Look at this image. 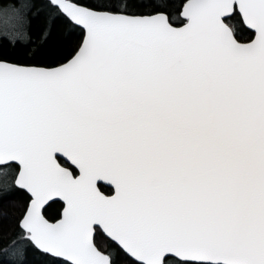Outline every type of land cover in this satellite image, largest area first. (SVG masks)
<instances>
[{
  "label": "snow or ice",
  "instance_id": "1",
  "mask_svg": "<svg viewBox=\"0 0 264 264\" xmlns=\"http://www.w3.org/2000/svg\"><path fill=\"white\" fill-rule=\"evenodd\" d=\"M0 38L9 264H264V0H5Z\"/></svg>",
  "mask_w": 264,
  "mask_h": 264
},
{
  "label": "trees",
  "instance_id": "2",
  "mask_svg": "<svg viewBox=\"0 0 264 264\" xmlns=\"http://www.w3.org/2000/svg\"><path fill=\"white\" fill-rule=\"evenodd\" d=\"M121 2H127V0H121ZM161 2L168 3V4H178L180 3V0H161ZM5 3V0H0V4ZM230 25L237 26L239 28V21L238 19H233L231 21H228ZM34 33L36 29H33ZM247 35V33H245ZM25 49L22 47V45L17 43V46L15 49H13L7 42V40H3V38H0V56H2L5 59L8 60H24L23 52ZM39 59V57H38ZM28 62V61H24ZM5 169L13 170V172H18V166L15 164H9L6 166H0V171H3ZM14 179V175H13ZM10 181L7 182L5 180L0 181V196H3V199L0 200V207H2L6 211H11L13 208V205L17 202H23L27 197L26 194L23 192H15L11 188ZM5 186L9 189V194H4V188ZM105 190L106 193L110 191V189H102ZM61 209V203H56L52 206V208L49 209V215L50 216H56L57 211ZM18 231L16 224L14 221L10 222L6 219H4L2 216H0V264H9L10 260L12 259L10 252H5V248L8 245V242L16 235V232ZM95 243L97 247L102 251H107L110 249H114L115 245L114 242L109 240L101 231L97 232L95 235ZM32 264H42V261L37 258L32 261ZM122 264H127V261H122Z\"/></svg>",
  "mask_w": 264,
  "mask_h": 264
},
{
  "label": "rangeland",
  "instance_id": "3",
  "mask_svg": "<svg viewBox=\"0 0 264 264\" xmlns=\"http://www.w3.org/2000/svg\"><path fill=\"white\" fill-rule=\"evenodd\" d=\"M6 171L9 172V173H12L13 170H9V169H5L3 171H0V181H7L9 182V180H12L13 179V175L9 174V175H6Z\"/></svg>",
  "mask_w": 264,
  "mask_h": 264
},
{
  "label": "water",
  "instance_id": "4",
  "mask_svg": "<svg viewBox=\"0 0 264 264\" xmlns=\"http://www.w3.org/2000/svg\"><path fill=\"white\" fill-rule=\"evenodd\" d=\"M9 164H15V165H17L15 162H9ZM0 166H6V165H0ZM18 166V165H17ZM19 170V169H18ZM100 183H103V184H105L106 185V182H100ZM102 232V231H101ZM103 233V232H102ZM104 234V233H103ZM105 236H106V234H104ZM107 237V236H106ZM94 238H95V236H94ZM108 238V237H107ZM109 239V238H108ZM110 240V239H109ZM113 242V241H112ZM94 243H95V241H94Z\"/></svg>",
  "mask_w": 264,
  "mask_h": 264
}]
</instances>
